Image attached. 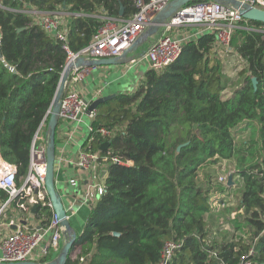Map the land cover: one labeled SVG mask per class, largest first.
Returning a JSON list of instances; mask_svg holds the SVG:
<instances>
[{
    "label": "trees",
    "instance_id": "trees-1",
    "mask_svg": "<svg viewBox=\"0 0 264 264\" xmlns=\"http://www.w3.org/2000/svg\"><path fill=\"white\" fill-rule=\"evenodd\" d=\"M32 11L68 13L61 15L65 42L37 24ZM135 12L133 0H0V153L17 167L18 187L35 135L49 120L67 63L64 45L78 53L104 25L102 14L129 19ZM241 26L230 50L207 32L187 42L162 71L148 68L136 90L97 107L95 132L83 149L99 152L111 141V157L122 164L107 166L105 193L92 205L67 264H159L170 241L182 244L173 264H239L245 258L264 264V24L244 20ZM231 57L239 67L227 76L224 61ZM102 128L112 136L102 138ZM244 134L249 137L239 142ZM237 189L239 210L231 219L228 204ZM0 197L8 194L0 189ZM52 216L48 206L37 205V221L47 224ZM219 217L238 232L243 228L236 224L245 223L249 236L218 241L211 232Z\"/></svg>",
    "mask_w": 264,
    "mask_h": 264
},
{
    "label": "built area",
    "instance_id": "built-area-1",
    "mask_svg": "<svg viewBox=\"0 0 264 264\" xmlns=\"http://www.w3.org/2000/svg\"><path fill=\"white\" fill-rule=\"evenodd\" d=\"M133 1L136 12L128 20L124 21L106 15L102 17L104 25L87 48L73 53L64 45L68 54L66 64L81 57L89 60L121 57L145 34L156 16L174 0ZM236 1L264 10V0ZM30 13L34 16L36 23L49 35L65 42L66 21L62 18V14H43L36 11ZM244 20L239 10L221 2L198 0L184 5L168 20L166 25L162 26L161 36L129 64L145 65L157 72L162 71L181 56L187 42L197 39L207 32L216 35L218 46H224L230 50L232 36L236 30L243 29L241 23ZM194 28H198V31ZM93 69L94 67L91 66H82L75 68L70 73L60 106L57 129L64 138L61 148H58L59 145H57V171H63V167L70 165L78 171L81 169L87 173L93 172L84 197L86 199L80 204L81 206L88 204L91 197L99 198L105 193L108 175L106 169L109 163L122 164L117 158L111 157L110 148L106 150V156L101 155L105 151L100 150L95 153L83 151L78 153L76 159L69 158L68 147L70 144H74L76 136L82 128L87 130L88 136L95 132L92 123L96 117V110L89 112V108L95 100L103 96L105 86L95 90L90 98L84 95L83 82L92 74ZM50 113L51 109L48 112L49 116ZM85 118H88L90 122H87ZM46 128L47 125L43 121L33 140L28 172L22 178L20 187L17 186V167L5 161L0 153V189L8 194V198L0 205V263L26 261L43 263L44 260L55 259L63 246L65 228L53 210L46 189L48 169ZM98 133L104 139L112 136L108 130L103 128L99 129ZM97 169H103L104 173L102 175L94 174ZM224 180L227 181V178L221 179V181ZM67 184L69 186L68 193L64 192V197L69 200L65 210L68 220H71L79 210L77 193L71 192L75 189L79 191V176L69 179ZM18 200H24V202L19 203ZM16 202L18 204L14 207L13 204ZM41 203L48 206L53 213L52 219L47 224L38 222L35 218L36 210L33 212V208H37V205ZM10 210V214L7 215ZM226 230H230V226H227ZM181 245L174 241L167 242L159 264H173L175 253ZM77 252L79 254L78 250L75 254ZM213 255L216 256V252H213ZM252 255L253 250H250L248 257ZM239 264L251 263L245 258Z\"/></svg>",
    "mask_w": 264,
    "mask_h": 264
},
{
    "label": "water",
    "instance_id": "water-1",
    "mask_svg": "<svg viewBox=\"0 0 264 264\" xmlns=\"http://www.w3.org/2000/svg\"><path fill=\"white\" fill-rule=\"evenodd\" d=\"M195 0H174L172 1L161 13H159L156 18L153 20L152 25L145 32V34L137 40V42L133 45V47L118 58H109V59H99V60H89L87 58H79L74 62H69L66 64L64 71L61 75V79L54 96V100L51 107V113L49 116V120L46 128V136H47V150H46V158H47V176H46V189L49 195L50 202L52 204L53 210L61 222V225L65 228L64 236L65 241L63 246L58 254V256L47 263H40L34 261H26V262H18V263H0V264H67L71 249L75 245L78 234L73 229L71 225V220H68V214L65 210V200L63 195L59 192L57 188V178L61 172H58L56 169L57 162V129L59 125V113L62 99L65 94L66 84L69 79L70 73L75 69L82 66H91V67H99V66H123L129 64L133 60V55L138 50L139 46L148 40L154 34H157L160 28L167 24L168 20L174 16L178 10L187 4L194 2ZM215 2H221L224 5L233 6L235 9L239 10L242 14L243 18L247 21H255L261 22L264 24V10L254 8L251 6H247L241 4L236 0H212ZM124 14L123 6L120 7L119 15L122 17ZM0 59H2V55H0ZM15 72L14 69H12ZM253 84L256 87L257 80L253 79ZM116 94L105 95L101 98L95 100L90 108L89 112L95 111L97 107L109 99L113 98ZM111 141L105 142L101 146V151H106L110 148ZM183 146H179L178 151ZM228 185H233V177L230 175L228 179ZM78 192L77 189L74 191ZM36 208H33V212H35ZM119 233H114V236H119Z\"/></svg>",
    "mask_w": 264,
    "mask_h": 264
},
{
    "label": "crops",
    "instance_id": "crops-1",
    "mask_svg": "<svg viewBox=\"0 0 264 264\" xmlns=\"http://www.w3.org/2000/svg\"><path fill=\"white\" fill-rule=\"evenodd\" d=\"M62 16H69L68 13H61ZM104 14H102L101 17H103ZM66 20L65 18H63ZM122 20H128V19H123ZM194 30L198 31V28H194ZM134 57V55H133ZM148 70L147 66L145 65H133V64H126L123 66H99L93 69L92 74L89 75L83 82V92L84 95H86L88 98L91 97L92 93L100 88L101 86H105L103 96L111 95V94H116V93H126V92H132L136 90L140 84H141V79H143V74L144 72ZM135 77H138V79H135ZM86 120V118H85ZM88 132L87 130L83 127L81 132L76 136L74 144H70V147H68V154L69 158L71 159H76L78 153L80 154L81 152L84 151L83 146L86 144L87 139H88ZM57 145H59L58 148H61V144H64V138L62 136L61 132L57 131ZM64 171V172H63ZM63 171L61 172L57 178V184H59L62 180L65 182V185L67 184V181L73 177L79 176V191L76 194V197L79 198V210L75 213V216L72 217V220H76L77 218L79 219V230H75L73 223H71L73 229L78 233V235L82 234L87 222L88 215L90 213L91 207L94 204L96 197H91L89 199V203L81 206L86 198L87 193V187L90 183V179L92 173H87L86 171H83L79 169V171L74 167L67 165L63 167ZM104 173L103 169H97L94 171V174H99L102 175ZM63 178V179H62ZM69 187V186H68ZM63 197H64V192L59 191ZM71 192L74 193V190H71ZM234 194V193H232ZM233 198V195L231 196V200ZM64 200L66 201L64 204L67 206L68 204V198L64 197ZM4 200L1 199L0 197V202L3 203ZM236 200L230 201L228 205L236 206ZM218 203V202H217ZM230 206L231 208H234ZM218 208V207H217ZM215 209L214 211L217 212L218 209ZM13 210V209H11ZM11 210L8 212L7 215L10 214ZM236 214V212H233ZM234 214V215H235ZM39 222V221H38ZM65 241V237L63 239V242Z\"/></svg>",
    "mask_w": 264,
    "mask_h": 264
},
{
    "label": "rangeland",
    "instance_id": "rangeland-1",
    "mask_svg": "<svg viewBox=\"0 0 264 264\" xmlns=\"http://www.w3.org/2000/svg\"><path fill=\"white\" fill-rule=\"evenodd\" d=\"M162 30H163V27L159 30V32L157 33V34H154V35H152L151 37H149L148 38V40L147 41H145L144 43H142L140 46H139V48H138V50L135 52V54H134V57H133V59L134 58H136V57H138L139 55H141V53L142 52H144V51H146L148 48H149V46L153 43V42H155L160 36H161V32H162ZM230 61V62H229ZM238 60L237 59H235L234 57H231L229 60H226V61H224V63H225V65H227V69H226V73H227V76H229V75H231V70H232V68L234 67V66H237V67H239V65H238ZM233 74V73H232ZM135 79H138V77H135ZM86 121L88 122L89 120H88V118H86ZM90 122V121H89ZM249 137V134H244L243 136H239L238 137V141L239 142H242V140H246L247 138ZM223 165H226V168H227V164L226 163H224ZM214 168H217V166H214ZM225 167L223 166L222 168H221V170L222 169H224ZM227 170H229V169H227ZM219 173H221V171L219 172ZM223 173V172H222ZM63 179V178H62ZM57 188H58V190L59 191H63V192H66V193H68V185H65V182H63V180L59 183V184H57ZM70 190V189H69ZM240 191H239V189H237L235 192H234V194H233V198H232V200L231 201H233V200H236V207H234L233 208V212H236L237 210H239L238 209V199L240 198V193H239ZM2 204V202H0V205ZM222 205H218V204H216L215 205V207H221ZM218 209H220V208H218ZM226 209V208H225ZM233 212H231V214H229V216L231 217V219L233 218L234 219V217H235V213H233ZM216 213H218V211L216 212ZM77 214V213H76ZM221 214H225V213H221ZM217 216H219V213L217 214ZM222 216H224L227 220L229 219V217L228 216H225V215H222ZM72 219V218H71ZM224 221H225V219L223 218V217H219L218 219H216L215 218V223H214V225L212 226V228H213V230H212V232L211 233H213V234H215L216 235V237L218 238V241L220 240V241H223V242H229V241H233V240H235V238H240L241 236H249V228L246 226V224L245 223H239V224H236V225H241L242 227H241V232H238V230H235L234 228V226L232 227L230 224H229V222H226V223H224ZM71 223H73V226H74V229L76 230H79V219L77 218L76 220H71ZM227 226H230V230H227V231H229L230 233L228 234V235H230V238H228V236H226L225 237V235H224V233H226L224 230H226V227ZM245 227V228H244ZM218 230H221L220 231V233H218L217 231ZM210 231V230H209ZM235 233V235L233 236V234H231V233ZM217 233V234H216ZM78 234V233H77ZM240 234H242L240 237H239V235ZM228 238V239H227ZM242 238V237H241ZM79 251V250H78ZM78 254V252L75 254V252H74V254H73V258H75V256ZM0 256H1V252H0Z\"/></svg>",
    "mask_w": 264,
    "mask_h": 264
}]
</instances>
